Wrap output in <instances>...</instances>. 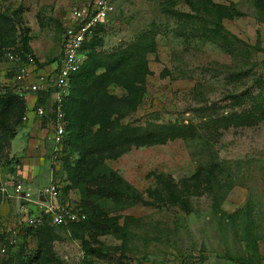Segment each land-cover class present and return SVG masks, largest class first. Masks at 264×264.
I'll list each match as a JSON object with an SVG mask.
<instances>
[{"label":"rangeland","instance_id":"374dc122","mask_svg":"<svg viewBox=\"0 0 264 264\" xmlns=\"http://www.w3.org/2000/svg\"><path fill=\"white\" fill-rule=\"evenodd\" d=\"M84 1L0 0V94L24 101L0 158V264H201L206 254L258 260V249L264 251V0H212L227 11L195 0H111L94 47L102 66L82 79L66 107L71 146L63 141L53 163L46 153L37 182L49 185L50 172L66 199H79L77 189L85 186L83 172L76 173L92 143L103 147L102 158L105 151L118 154L105 165L138 196L120 180L101 181V196V189H87L99 195L90 197L87 223L75 229L47 218L32 224L36 205L11 197L9 187L2 192L29 136L26 99L6 54L25 52L37 68L55 60L65 18ZM234 10L242 16L221 20ZM134 44L137 54L118 61ZM69 185L75 190L63 189ZM88 239L96 245L94 262L83 255Z\"/></svg>","mask_w":264,"mask_h":264},{"label":"built area","instance_id":"2783aa9c","mask_svg":"<svg viewBox=\"0 0 264 264\" xmlns=\"http://www.w3.org/2000/svg\"><path fill=\"white\" fill-rule=\"evenodd\" d=\"M110 4L111 0H85L70 8L63 26L59 56L42 66L43 68H37L33 58L22 51L6 54V61L15 66L13 80L21 85L24 98L33 95L36 99L41 96L45 100L44 105H39L37 99L31 111L40 120L45 118L47 121L45 140L51 144L45 142L46 147L51 149L48 153L52 163L56 162L60 154L66 133L67 124L62 107L69 96L72 78L86 62L89 53L86 45L108 21ZM52 110L55 111L54 117L49 115ZM26 113L24 120H27ZM7 187L11 189V197L36 205L37 214L29 220L32 224L39 222L46 213L53 226H67L86 219L85 213L79 207V199L64 200L60 187L55 182H51L34 196L20 182L9 177L4 182L3 193Z\"/></svg>","mask_w":264,"mask_h":264},{"label":"trees","instance_id":"16d2710c","mask_svg":"<svg viewBox=\"0 0 264 264\" xmlns=\"http://www.w3.org/2000/svg\"><path fill=\"white\" fill-rule=\"evenodd\" d=\"M200 2H205L208 5L211 4L210 6L212 7V9H215V11L218 9H222V10L227 11V8H225L223 5L222 6L215 5L212 2V0H195V3H200ZM236 11H238V12H236ZM236 11L234 10L232 12V15L228 14L226 12L221 14V17H220L221 20L222 21L223 20H234V19H237L238 17H241L242 14H240L241 13L240 10H236ZM222 21H221V23H222ZM103 28H104V26L98 30L97 35L94 36L89 41V43L86 45V48L89 51L86 62L83 65V67L81 68V70H79V72H77L73 76L72 81H71V89H70L69 96L66 97V99L64 100V103H63V107H64L63 110L65 112V121H67L66 130H65L66 133L64 135L65 136L64 137V143L68 148H69V146H71V144H70L71 132H68V131H70V128L68 129L69 123H68L67 114H66V107L70 102L73 101V99L76 95V91L78 90V85L82 83V79H83V84H84L86 81V77L88 75L93 76L94 71L96 69H98L100 66H102V64H101L102 60H100L101 56L98 54L95 55L94 47L97 45L96 41L100 38ZM134 46H135V44L131 45L130 47L128 46L123 51H121L120 52L121 56H119V58L117 60L120 62H121V58L125 59V60L126 59L129 60V57L127 56V53H129V52H130V54L132 52L133 55H136L137 50ZM148 47L149 46H146L145 49H143V50H148L149 49ZM129 48H130V50H129ZM26 53H28V52H26ZM87 72H89V74H87ZM37 99H38L37 104L44 105L45 100L42 99L41 96H39V98H37ZM23 110H24V101L22 99H18V96L7 94V93L0 94V158L2 156L4 149H5L6 144H4V142L7 139L12 140L14 138L13 137L14 136V129H13L12 125L13 124L16 125V122L19 121V117L24 114ZM54 112L55 111H53V110L50 111L49 115L51 117H54V115H55ZM46 122L47 121L45 118L42 119V124L45 125ZM4 138H6V140ZM102 148H103L102 146L100 148L99 145L96 146L95 144H92V143L88 147L83 148V150L86 152V154L84 155L83 160H81V164L84 165V167H83L82 171L79 168L80 171L78 173H76V174H80L83 172V176H81L80 182H82V185H84L85 188L81 189V187H79V189H77V191L80 194V196H79V207H80L81 211L83 213H85V215L87 213L86 210H88V205H87L88 202L93 203L92 202L93 199H90V197L96 198V196L99 195V194H95L96 195L95 196L94 194H86L87 189L91 188L92 186H95V187L101 189V191H100V196H101L102 191H104L103 190L104 180H106V184L109 183L110 185H114L119 180L122 181V183H124V184L127 183V181L124 178H122V176H120L118 173L116 174L115 170H112L105 165L106 159H110L111 157L117 156L118 154H114L113 152H111L112 150L111 151H105V152H109V153L105 154L106 155L105 158H102L101 157L102 154L100 155ZM109 148H112V147H109ZM106 149H108V148H106ZM81 153H82V150H81ZM92 155H97V156L92 158L91 157ZM88 158H90V159H88ZM101 181H103L102 184H101ZM125 186H126V188L129 189V192L132 195L138 194V191L131 184L127 183ZM66 187H68V188L64 187L63 189L64 190L65 189L75 190L74 186L69 185ZM105 190H107V189H105ZM62 193H63V190H62ZM108 193H112V192L110 191ZM63 196H65V195H63ZM91 203L89 206L92 205ZM133 206H134V203H130L129 205H126L125 208H123L122 210L132 208ZM87 215H86V219H84L83 222L69 224V225L64 226V227L75 228V229L80 228V226L82 224L87 223ZM43 218H45V219L47 218V220L49 221V217H48L47 213L43 215ZM87 241L86 242L83 241L82 250L84 252L85 257H87V258L93 257L94 255H92V254H95V251L92 249V247H96V245H93L92 241L90 242L89 239ZM85 245L88 246V248H85ZM181 264H187V263L182 262ZM189 264H195V263L190 262Z\"/></svg>","mask_w":264,"mask_h":264},{"label":"crops","instance_id":"0c3cea01","mask_svg":"<svg viewBox=\"0 0 264 264\" xmlns=\"http://www.w3.org/2000/svg\"><path fill=\"white\" fill-rule=\"evenodd\" d=\"M233 21V20H228ZM26 99V105H27V124L29 127H26L27 132L29 133L28 139H26V147H25V154L22 158L19 159V163L17 166V171L15 174L7 175L6 177L10 179H14L16 182H20L25 188L29 189L32 187H37L38 190L46 186L45 184L40 185L39 182H37V179L39 178V174H41V167L44 165L41 163L45 157L46 153L48 151L46 150V140L45 135L47 132L46 124H42V120L39 121V119L34 115V113L31 111L32 106L36 103L37 99L35 96H27ZM29 103V105H28ZM36 120V121H34ZM49 174V183L53 181L50 172ZM48 183V184H49ZM78 197V196H77ZM63 199L65 200V196H63ZM264 242V241H263ZM264 250V245H263ZM83 254V253H82ZM264 251L261 252L260 249H258V260H249V263H245L243 261L237 260L234 258L224 257L222 255L215 257H210L208 254L205 255L204 260L201 264H263L264 261L261 262V260H264ZM84 255V254H83ZM85 257V255H84ZM86 258V257H85ZM90 259H93L94 257H88ZM251 259V258H250ZM96 259H93V262Z\"/></svg>","mask_w":264,"mask_h":264},{"label":"bare ground","instance_id":"6f19581e","mask_svg":"<svg viewBox=\"0 0 264 264\" xmlns=\"http://www.w3.org/2000/svg\"><path fill=\"white\" fill-rule=\"evenodd\" d=\"M34 217V216H33Z\"/></svg>","mask_w":264,"mask_h":264}]
</instances>
